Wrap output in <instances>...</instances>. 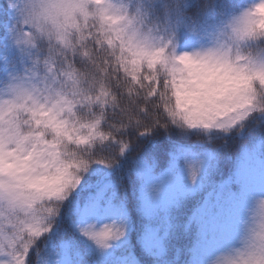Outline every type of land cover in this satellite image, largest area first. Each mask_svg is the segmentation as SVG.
Returning <instances> with one entry per match:
<instances>
[{
	"label": "trees",
	"instance_id": "16d2710c",
	"mask_svg": "<svg viewBox=\"0 0 264 264\" xmlns=\"http://www.w3.org/2000/svg\"><path fill=\"white\" fill-rule=\"evenodd\" d=\"M24 72L38 103L0 137L12 264H264V0H0V94Z\"/></svg>",
	"mask_w": 264,
	"mask_h": 264
},
{
	"label": "rangeland",
	"instance_id": "374dc122",
	"mask_svg": "<svg viewBox=\"0 0 264 264\" xmlns=\"http://www.w3.org/2000/svg\"><path fill=\"white\" fill-rule=\"evenodd\" d=\"M99 2H110L111 0H98ZM212 47L204 40L194 41L191 44H186L181 47V54L184 57H195L198 53L209 54ZM39 86L38 81L33 74L26 72L13 77L5 86L0 94V137L10 148L16 142V139L21 137V130L18 126V120L13 117V110L25 105L28 102L38 103ZM251 108L239 103L236 111L224 113L221 115L222 121L228 125H235L239 119L249 112ZM217 125H206L210 132H220ZM264 191V189H263ZM10 200V195L7 191L0 189V201L2 204H7ZM117 213L106 211L100 222L107 227L110 232L117 233L118 230L125 225L124 219L120 218ZM0 264H12L8 256L0 253Z\"/></svg>",
	"mask_w": 264,
	"mask_h": 264
}]
</instances>
